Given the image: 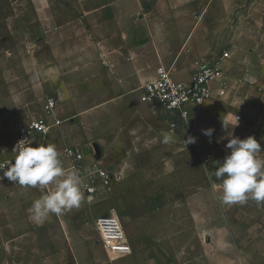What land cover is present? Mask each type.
<instances>
[{
  "label": "crops",
  "instance_id": "0c3cea01",
  "mask_svg": "<svg viewBox=\"0 0 264 264\" xmlns=\"http://www.w3.org/2000/svg\"><path fill=\"white\" fill-rule=\"evenodd\" d=\"M73 1L80 15H74L75 10L64 6L63 0H31L35 25L27 27L28 30L32 28V33L26 47L6 52L0 49V164L10 166L14 161L16 152L13 150L20 127L43 116L53 128L45 136L34 137L32 144L54 143L66 170V151L70 147L81 150L82 164L86 168L98 166L107 171L111 166L107 159L111 152L118 156L148 153L154 147L164 145L162 139L164 134H169V123L158 110L141 102L142 87L164 71L181 75L186 79L180 81L189 82L194 71L206 63L201 61L204 51L199 50L193 55L197 61L190 64L192 70L187 72L188 65L181 66L179 56L172 50L174 43L181 47L186 40L197 37L198 42L205 40V31L199 29L200 23L194 25V29L193 24L180 19V12L189 0H156L149 5L142 0ZM261 35L264 37V31ZM183 50H186L184 45ZM224 53L229 56L222 58ZM224 53L214 58L219 60L222 76L212 81L211 97L203 105L189 108L184 128L187 133L189 129L193 131L195 149L201 155L223 154V160L230 150L225 147L228 139L220 138L226 137L227 131H234L241 139L260 135L263 140L258 142L264 149L263 95L258 96L257 115L248 116L249 93L240 101L235 99L238 90L232 69L237 63L232 52ZM249 60L250 55L245 58L246 62ZM243 85L246 82L242 81ZM221 90L224 95L220 94ZM51 96L57 97V107L52 115H47L44 108ZM225 119L229 121V128L238 125L224 130L222 120ZM245 121L248 135L242 137L239 133ZM208 128L215 129L211 142L203 134ZM259 157L264 159V151ZM221 162L210 167L212 178L207 181L208 185L187 197L189 216L197 234L206 240L203 251L207 264H252L257 252L259 260L263 257L260 263L264 264V206L257 205L258 208L252 210L246 206L252 200L244 204L221 205L217 196L222 181L212 174ZM123 163L120 160L119 164H112L114 169H123ZM72 168L76 166L72 165ZM87 177L83 181L84 187L90 182L89 175ZM53 187L52 184L44 190L22 187L0 177V236H7V242L8 236L12 235L15 238L10 242H13L32 235L58 234L61 242L48 240L46 243H57L56 249L61 251H89V243L78 242L73 229L58 226L63 222L61 215L50 214L39 225L30 218L29 209L34 200ZM106 194L107 188L100 187L90 198ZM239 208L248 212L236 211ZM117 217L133 254L135 245L130 238L142 235V231L134 227L133 221L128 224L122 213ZM250 219L256 221L250 222ZM236 220L240 223H234ZM240 225L242 233L238 232ZM103 250L109 260L132 255L113 257L104 246ZM74 252L71 264H83L78 252ZM99 262L108 264L104 259ZM42 264L60 263L44 259ZM63 264H69V261L66 259Z\"/></svg>",
  "mask_w": 264,
  "mask_h": 264
},
{
  "label": "rangeland",
  "instance_id": "374dc122",
  "mask_svg": "<svg viewBox=\"0 0 264 264\" xmlns=\"http://www.w3.org/2000/svg\"><path fill=\"white\" fill-rule=\"evenodd\" d=\"M142 1L149 5L156 0ZM74 3L73 0H63L64 6L75 10L74 15H80ZM31 9V0H0L2 52L26 47L25 43L32 33V28L28 30L27 27L35 25ZM183 18L188 24H193L194 29L200 23L199 29L205 31L206 37L201 42L197 41L198 37L195 40H186L182 48L173 44L172 50L179 56L180 65H188L185 70L190 72V64L197 61L193 55L199 50L204 51L202 62L212 61L225 51L232 52L237 63L232 69L238 90L235 99L240 101L241 97L246 98L249 93L247 114L255 117L258 113V96L262 94L264 114V37L261 35L264 31V0H189L184 11L180 12V19ZM183 45L186 50H183ZM248 55L250 60L246 62ZM173 76L177 80L186 79L181 75ZM247 77L249 81H245ZM242 81L246 82L247 86H241ZM159 114L167 121L161 111ZM186 124L187 122H180L176 134H172L169 129L173 141L156 146L148 153L137 152L118 156L111 152L107 159L111 164L108 171L113 175V180L107 187L108 194L105 196L91 199L82 185L84 198L80 207L61 215L63 222L58 226L66 225L73 229V236L78 242L89 243V251H61L56 249L57 243H46L48 240L61 242V235L58 234L32 235L23 241L13 242H10L15 238L12 235L8 236L7 242V236H0V264H42L44 259H51L60 264L67 259L71 264L73 252H78L83 264H101L99 259H104L108 264H207L203 251L206 240L197 234L189 216L187 197L208 185L207 181L212 178L210 167L223 161V154L201 155L195 149L196 142L189 147L184 146L183 139L193 136L191 129L188 133L185 132ZM247 130L245 121L239 134L244 137L248 135ZM254 136L257 140H263L260 135ZM207 156H211L209 163L204 162ZM118 160H123V169H114L112 163L119 164ZM65 161L68 165L66 171L79 170L83 181L88 178V170L82 163L72 168L73 163L66 157ZM246 206L252 210L258 208L253 200ZM236 211L248 212L242 208ZM106 213L116 216L122 213L128 224L133 221L134 227L142 231V235L130 238L135 245L131 256L109 260L105 254L100 234L96 229V219ZM133 216L134 219H130ZM251 221L256 220L250 219ZM234 223L240 222L236 220ZM238 230L242 233L241 225ZM51 246L53 248H50ZM260 260L257 252L252 264H261Z\"/></svg>",
  "mask_w": 264,
  "mask_h": 264
},
{
  "label": "clouds",
  "instance_id": "9594fccd",
  "mask_svg": "<svg viewBox=\"0 0 264 264\" xmlns=\"http://www.w3.org/2000/svg\"><path fill=\"white\" fill-rule=\"evenodd\" d=\"M237 119L239 123V118ZM238 123L229 128V121L225 119L222 120V127L224 130L234 129ZM214 131L213 128L203 130L210 142ZM220 139H228L225 147L230 151L212 173L217 180L222 181L217 199L222 206L244 204L249 200L255 201L258 206H264V159L259 157L264 149L261 143L254 135L241 139L234 135V131H227V136ZM29 141L30 139L24 138L16 144L13 150L16 152L15 159L0 177L22 187H39L41 190L50 184L54 185L52 190L34 200L29 209L30 218L39 225L50 214L59 216L80 207L84 198L83 178L79 170L66 171L54 143L33 146ZM172 141L171 134L163 135L162 143ZM183 141L186 145L193 144L196 137L188 136ZM213 190L216 191L215 185Z\"/></svg>",
  "mask_w": 264,
  "mask_h": 264
},
{
  "label": "built area",
  "instance_id": "2783aa9c",
  "mask_svg": "<svg viewBox=\"0 0 264 264\" xmlns=\"http://www.w3.org/2000/svg\"><path fill=\"white\" fill-rule=\"evenodd\" d=\"M224 53L222 58L228 57ZM222 76V70L219 60L214 59L199 66L189 82H183L175 79L170 71H164L160 76L144 85L141 89V102L161 111L169 123V129L172 134L178 133L180 122H187L189 118V108L191 106L203 105L212 95L211 83L214 79ZM225 85V84H224ZM224 95V91H220ZM57 97L51 96L47 99L44 111L47 115H52L57 107ZM240 119V118H239ZM60 124L59 121L56 122ZM53 125L43 116L29 123L23 124L18 132L17 143L24 138L32 142L36 136H45L50 133ZM183 140H187L184 138ZM182 144L189 147L193 144ZM67 158L74 166L81 164L84 155L76 147H70L66 151ZM211 156L204 158L205 163H209ZM8 163L0 164V174ZM6 170V169H5ZM90 182L85 185V191L89 197L98 193L100 187H109L113 175L98 166L87 168ZM96 229L100 234L104 248L112 254L113 257L129 256L132 254V248L125 234L120 219L113 213L102 214L96 219Z\"/></svg>",
  "mask_w": 264,
  "mask_h": 264
}]
</instances>
